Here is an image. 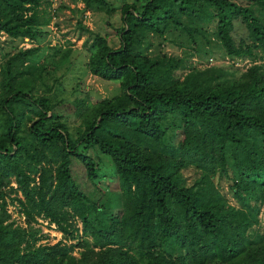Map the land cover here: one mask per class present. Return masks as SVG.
<instances>
[{
    "label": "trees",
    "instance_id": "16d2710c",
    "mask_svg": "<svg viewBox=\"0 0 264 264\" xmlns=\"http://www.w3.org/2000/svg\"><path fill=\"white\" fill-rule=\"evenodd\" d=\"M45 1L0 0V32L45 36ZM120 11L115 48L81 25L88 70L119 82L112 96L52 100L38 92L48 64L37 44L3 54L0 264H264V0H133ZM236 19L247 30L238 39ZM153 37L252 62L238 76L223 65L183 72L184 56L150 52ZM73 159L93 182L115 173L120 204L90 197ZM12 192L23 223L8 210ZM40 218L74 241L41 242Z\"/></svg>",
    "mask_w": 264,
    "mask_h": 264
},
{
    "label": "rangeland",
    "instance_id": "374dc122",
    "mask_svg": "<svg viewBox=\"0 0 264 264\" xmlns=\"http://www.w3.org/2000/svg\"><path fill=\"white\" fill-rule=\"evenodd\" d=\"M124 1L133 0H110V8L107 5H93L86 8L80 0H47L41 7L43 13L51 14L50 22L42 27L47 31L46 35L40 37L36 42L27 37L13 41L4 32H0V61L4 59L3 54L5 52H14L18 48L37 44L39 50L35 60L38 62L45 61L48 64L43 70V79L39 83L38 92L40 94H45L52 100L63 98L65 101L72 102L75 97L85 95L88 96L90 101H96L104 96H112L119 93L118 80L104 79L88 70L87 60L89 52L87 45L91 37L81 28V25L99 31L107 37L108 43L112 47H117L119 38L114 28L121 23L120 7ZM233 33L237 39L246 35L247 30L241 20H235ZM151 40L150 52L153 54L162 51L171 55L184 56L187 67L182 69L183 72L188 69L189 64H195L200 67L223 65L234 71V74L238 76L252 62V59L247 56L231 57L224 55L222 50L217 47L214 48V53H211L206 58L204 55H192L188 46H177L169 42L168 39L162 40L159 37H153ZM51 60L55 61L53 65H49ZM182 71L178 70L177 72L182 73ZM64 117L72 132L76 134L80 119L69 109L66 110ZM103 158L109 165L108 160L105 157ZM72 169L76 181L90 197L96 198L100 204L109 208L120 204L121 195L118 178L115 173L106 170V176L100 177L96 182H93L86 176L84 166L80 161L73 159ZM185 173L191 174V170H185ZM223 190L228 195L230 194L226 182H224ZM12 194L13 192L11 194L5 193V198L9 203L8 208L12 217L23 223V217L18 213L17 207L9 202ZM260 219L264 229V204L260 212ZM35 225L41 228L43 234L40 239L41 242L52 243L58 239L66 242L74 241V239L65 238L62 232L54 224H48L46 219L40 218ZM78 226H81L80 221H78Z\"/></svg>",
    "mask_w": 264,
    "mask_h": 264
},
{
    "label": "built area",
    "instance_id": "2783aa9c",
    "mask_svg": "<svg viewBox=\"0 0 264 264\" xmlns=\"http://www.w3.org/2000/svg\"><path fill=\"white\" fill-rule=\"evenodd\" d=\"M13 184L15 185V183L13 182ZM15 206H17L16 204V201H14V203H13ZM8 210H9V208H8ZM10 211V210H9ZM22 217L24 218V216L22 215ZM47 220V219H46ZM51 224H54V223H51ZM55 225V224H54Z\"/></svg>",
    "mask_w": 264,
    "mask_h": 264
}]
</instances>
